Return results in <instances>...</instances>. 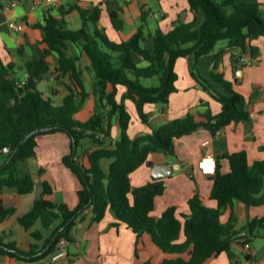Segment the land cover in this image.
Wrapping results in <instances>:
<instances>
[{"label": "trees", "instance_id": "trees-1", "mask_svg": "<svg viewBox=\"0 0 264 264\" xmlns=\"http://www.w3.org/2000/svg\"><path fill=\"white\" fill-rule=\"evenodd\" d=\"M189 4L195 16H203L198 26L195 19L189 24L178 22L167 33L159 28L147 33L142 24L131 38L118 42L109 37L101 24L100 5L85 8L71 5L68 10L60 8V20L48 13L44 24L38 26L44 44L42 59L5 64L0 58V155L8 148L4 163L12 158L0 170V192L13 189L21 196L33 192V177L21 174L19 164L37 157L39 136L57 133L70 139V153L62 161L80 182L74 210L43 197L19 219L22 227L38 242L43 240L41 234L32 232V229L44 212L61 220L58 230L63 228L62 231L58 233L56 230L45 240L43 247L34 244L28 251H20L14 244H5L0 235V256L36 264L56 255L62 240L73 242L71 230L78 214L90 208L97 222L111 210L118 221L127 224L136 238V254L144 251L145 236L149 235L164 255L159 264H205L212 257L229 253L236 243L249 245L256 233L264 229V219H254L244 231L236 230L233 212L226 222L222 221L223 211L233 207L235 201L247 207L264 205V161L251 165L246 152L225 156L229 165L227 173L222 172L221 164L217 162L210 194V199L216 203L215 208L205 206L196 193L188 201V214H179L176 207H169L160 217H155L156 198L165 193L164 182L154 180L139 188L131 184L130 175L145 165L150 155L160 153L175 157L176 142L200 129L215 135L224 127L250 120L245 98L232 89V83L223 75L213 72L214 84L205 82L204 89L220 103L222 110L218 116L208 114L201 121L187 116L150 134L130 138L131 116L126 101L134 103L139 118L147 125L150 116L145 107L167 105L170 96L177 91L175 65L179 59L193 57L199 60L213 53L223 42L252 59L260 53L253 45L256 40L264 38V18L258 4L242 0H189ZM73 12L81 22L79 29L69 28L65 20ZM112 24L116 32H122V21L112 19ZM70 44L78 46L87 56L89 71L94 77L96 104L86 122L76 119L89 95L78 67L79 58L67 53ZM149 45L152 50L148 49ZM51 57L57 62L54 70L49 61ZM139 60L146 65L139 66ZM152 78H158V86L149 87L142 83V80ZM51 80L56 85L62 84L68 91L60 104L53 99ZM45 81L50 96L38 88ZM215 84L222 87V92L214 88ZM115 119L120 129L118 140L112 136ZM45 128L52 129L23 143L31 132ZM86 142L91 147L87 148ZM74 145L77 147L75 156ZM80 150L87 155L88 168L79 161ZM104 160L110 162L107 170L102 164ZM48 192L50 190L46 189ZM15 212V208H6L0 202V224ZM242 233L245 236L241 237ZM43 250L45 252L41 254Z\"/></svg>", "mask_w": 264, "mask_h": 264}, {"label": "crops", "instance_id": "crops-1", "mask_svg": "<svg viewBox=\"0 0 264 264\" xmlns=\"http://www.w3.org/2000/svg\"><path fill=\"white\" fill-rule=\"evenodd\" d=\"M248 4H258L260 15L264 18V0H242ZM15 4V6H12ZM100 5L102 8L101 24L107 30L113 41L128 40L143 24L147 33H153L158 28L164 33L169 32L176 23L189 24L195 21L198 26L203 21L202 15L192 12L189 0H0V58L5 64L15 62L21 64L26 61L42 59V31L38 27L44 24L45 16L51 13L61 19L60 8L68 10L71 5L82 8L90 5ZM114 14V16L112 15ZM76 12L65 17L69 27V20L77 18ZM112 19L123 22V30L118 33L113 27ZM144 20V23L142 22ZM12 24L22 26L21 31L12 28ZM70 28V27H69ZM259 48V55L252 59L250 55H242L236 49H230L227 43H220L216 50L199 60L193 57L181 58L176 62L175 71L177 91L173 93L167 105H147L145 111L149 114L148 124H144L131 101H126V108L131 116L128 129L130 138L135 139L160 129L167 123L192 116L201 121L203 117L212 114L218 116L222 107L214 97L207 92L205 82L212 83V73L223 75L224 79L232 83V89L245 98L250 120L245 123L231 124L220 129L215 135L208 130L200 129L190 136L176 142V156L168 157L157 153L150 155L148 162L130 175L134 188L145 186L154 180H161L166 187L165 193L156 198L155 217H160L169 207H176L179 214H188V201L198 193L202 203L215 208L216 203L210 199L214 185V176L203 175L198 170V162L205 156H214L221 164L222 172L229 171L225 158L227 155L246 152L248 161L252 165L256 161H264V38L253 42ZM71 45H68V51ZM152 50V46H148ZM68 53V52H67ZM69 55V54H68ZM72 56V55H69ZM78 67L82 72L88 98L77 113L76 119L88 121L95 109L94 89L89 82L86 69L90 66L87 56L80 50ZM54 57L49 61L52 63ZM251 63V64H249ZM139 66H145L143 60ZM22 66H20V70ZM52 70H54L52 68ZM72 85L71 82L66 81ZM145 86H158V78L142 80ZM54 90L53 99L56 104L67 95L65 86L56 85L52 80ZM48 82L39 84L38 88L46 96H50ZM73 86V85H72ZM214 88L222 92V87L215 84ZM122 93V92H120ZM65 135L57 133L40 137ZM115 140L120 137L118 121L115 119L112 128ZM61 140H45L48 149L40 161L37 139V157L27 160L28 167L19 171L33 177L34 190L28 195H18L13 189H3L0 192V202L6 208H15L14 215L0 224V235L5 244H14L20 251H28L37 244L40 248L46 239L59 229L61 220L44 212L36 222L32 232L41 234L42 241H35L31 232L26 231L19 223V219L29 213L35 201L45 197L55 204H64L70 210L77 206V192L80 182L77 176L63 164V158L70 153V139L67 135L60 136ZM59 141V143H55ZM86 147L91 144L86 142ZM91 149V148H90ZM5 153L0 155V167L4 163ZM79 161L89 167L87 155L80 150ZM26 162V161H25ZM23 162V163H25ZM109 161L102 164L107 170ZM151 163V165H148ZM184 163L187 165L185 166ZM167 166L173 169L166 177L154 178L152 173H167L161 170ZM29 168V169H28ZM192 170V171H191ZM53 172V173H52ZM46 189L50 192L46 193ZM231 212L236 218L235 228L244 231L254 219H264V205L247 207L235 201L233 207L223 211L222 221L229 219ZM58 230V233L62 231ZM73 242L62 240L58 245L60 257L50 256L36 264H159L164 257L149 235L145 236L144 251L136 254V238L127 224L120 222L111 210L106 212L101 221H95L93 210L87 209L78 214L75 225L71 230ZM45 250L41 252L43 254ZM0 264H30L19 262L8 256H0ZM205 264H264V229L256 233L250 241L246 251L241 244H234L229 253H222L210 258Z\"/></svg>", "mask_w": 264, "mask_h": 264}, {"label": "rangeland", "instance_id": "rangeland-1", "mask_svg": "<svg viewBox=\"0 0 264 264\" xmlns=\"http://www.w3.org/2000/svg\"><path fill=\"white\" fill-rule=\"evenodd\" d=\"M81 26V22H80V20H79V18L77 17V18H75V19H70L69 20V27L71 28V29H79V27ZM224 43V42H223ZM222 43V44H223ZM71 45V44H70ZM80 48L78 47V46H76V45H71V47H70V50L68 51V54L69 55H79L80 54ZM56 59L54 58L53 60H52V68L53 69H55V67H56ZM20 74L21 75H23V72H20ZM86 74L89 76V82L88 83H91V85H92V87H93V89H94V77H93V74L89 71V68H87L86 69ZM212 84H214L213 82H212ZM59 86H62L61 84H59L58 85V87ZM205 86H206V84H205ZM60 136H64L65 137V135H57V136H52V137H38L39 138V140L40 141H38V144L40 143L41 144V147H39L38 148V153H39V157H40V161L42 160V158L45 156V155H48L47 153L49 152L48 151V149L44 146V141L45 140H51V139H48V138H52V140H61V138L62 137H60ZM37 138V139H38ZM66 138V137H65ZM55 143H59V141H55ZM79 154H80V151H79ZM104 166V165H103ZM28 167V162L26 161L25 163H21L20 164V169L21 170H23V169H25V168H27ZM29 169V168H28ZM53 173V172H52Z\"/></svg>", "mask_w": 264, "mask_h": 264}, {"label": "built area", "instance_id": "built-area-1", "mask_svg": "<svg viewBox=\"0 0 264 264\" xmlns=\"http://www.w3.org/2000/svg\"><path fill=\"white\" fill-rule=\"evenodd\" d=\"M47 2L50 4L51 0H47ZM12 6H15V4H12ZM11 26L16 31L22 30V26H20V25L12 24ZM249 64H251V63H249ZM3 153L8 154L9 149L5 148L3 150ZM198 170L203 175L214 176L216 174V170H217V159L214 156H205V157L201 158L198 162ZM243 236H245V233L241 234V237H243ZM243 248L247 251L249 248V245L243 246ZM60 256H61V254L59 253L55 256V258H58Z\"/></svg>", "mask_w": 264, "mask_h": 264}, {"label": "water", "instance_id": "water-1", "mask_svg": "<svg viewBox=\"0 0 264 264\" xmlns=\"http://www.w3.org/2000/svg\"><path fill=\"white\" fill-rule=\"evenodd\" d=\"M112 15L114 16V14H112ZM21 69H22V68H21ZM51 129H52V128H45V129L35 130V131L31 132V133L25 138V140H24L23 143L27 142L32 136H34V135H36V134H39V133H42V132H45V131H49V130H51ZM76 152H77V147L74 145V147H73V155H74V156H75ZM11 159H12V158H9V159L7 160V162H6L2 167H0V170L3 169L4 167H6V166L9 164V162L11 161ZM148 165H151V163H148ZM184 165L186 166L187 164L184 163ZM161 170H167V173H163V174L160 175V174H157V173L153 172V173H152V176H153L154 178L166 177L169 173H171V172L173 171V169H169L167 166H165L164 168L162 167ZM191 171H192V170H191Z\"/></svg>", "mask_w": 264, "mask_h": 264}]
</instances>
